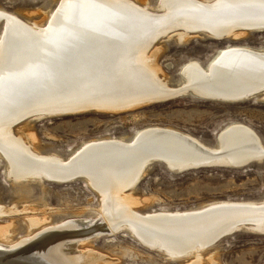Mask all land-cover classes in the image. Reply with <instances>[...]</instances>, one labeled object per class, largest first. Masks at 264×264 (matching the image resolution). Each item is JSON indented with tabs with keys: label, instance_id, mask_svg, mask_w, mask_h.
Masks as SVG:
<instances>
[{
	"label": "bare ground",
	"instance_id": "6f19581e",
	"mask_svg": "<svg viewBox=\"0 0 264 264\" xmlns=\"http://www.w3.org/2000/svg\"><path fill=\"white\" fill-rule=\"evenodd\" d=\"M53 10L43 11L41 20H25L0 7V156L7 176L23 188L44 179H84L100 193L95 211L104 219L99 227H91L94 217L71 220L35 235L30 232L17 242L11 226H3L0 247L16 250L41 241L36 249L51 261L47 264H87L86 256L93 251L81 254L77 245L84 240L82 234L84 241L99 236L105 222L112 233L128 231L169 258L195 256L191 264H201L202 253L233 228L263 234L264 212L255 219L242 213L221 227L213 215L225 210L210 207L261 206L264 199L216 200L187 210L145 212L133 197L155 160L176 171L200 165L247 167L264 160L263 139L241 121L227 125L213 145L171 126L150 125L130 137L86 141L67 158L41 152L33 134L24 130L26 124H20L72 107L115 112L189 92L226 102L264 99V47L228 45L206 63L192 59L181 68L177 88L155 64V44L165 37L183 40L204 33L222 39L259 31L249 26L264 31V0H159L154 6L148 0H58ZM15 208L0 206V216ZM27 222L29 230L47 224L46 219L30 217ZM73 233L83 238L75 239L69 235ZM211 263L216 264L214 259Z\"/></svg>",
	"mask_w": 264,
	"mask_h": 264
},
{
	"label": "rangeland",
	"instance_id": "374dc122",
	"mask_svg": "<svg viewBox=\"0 0 264 264\" xmlns=\"http://www.w3.org/2000/svg\"><path fill=\"white\" fill-rule=\"evenodd\" d=\"M148 1L154 6L159 0ZM57 4L58 0H0V7L25 20H41L43 11L51 14ZM194 34L183 40L178 36L165 37L156 42L157 46L155 44L159 48L155 53V64L165 72L161 71V76L167 74L165 81L171 87H179L181 68L192 59L206 63L228 45L264 47V31H249L223 40L204 33ZM238 121L254 128L264 141V99L226 102L201 98L189 92L115 112L109 109L90 111L34 119L20 125L26 124L24 130L33 134L41 152L58 153L67 158L86 141L110 136L130 137L150 125L171 126L213 145L227 125ZM18 127L19 124L14 128ZM43 181H31L24 188L14 183L7 176L6 162L0 156V206H17L14 213L0 216V227L11 226L10 229L15 231L12 237L16 242L27 238L30 232L35 235L42 229L56 228L75 219L85 221L94 217L92 219L97 220L93 221L91 227H99V221L104 218L97 216L95 210L100 206L101 195L84 179ZM133 195L141 201L136 207L145 212L187 210L216 200L264 199V160L254 161L247 167L207 166L184 171L172 170L162 161L155 160ZM27 217L39 221L46 219L47 224L36 225L33 230H29ZM105 224L101 223L103 234L94 236V239L90 237L88 241H84V234V238L78 233H75L76 236L70 234L75 239H79V236L84 239V243L82 241L77 245L79 253L93 251L94 255H100L89 254L91 260L86 256V262H90L87 264H191L196 259L195 256L169 258L163 252L150 249L128 231L112 233ZM37 254L42 256L39 252ZM96 256L99 259L96 260ZM201 257V264H210L212 259L216 264H264V233L252 232L250 229L238 230L208 247Z\"/></svg>",
	"mask_w": 264,
	"mask_h": 264
},
{
	"label": "water",
	"instance_id": "95a60500",
	"mask_svg": "<svg viewBox=\"0 0 264 264\" xmlns=\"http://www.w3.org/2000/svg\"><path fill=\"white\" fill-rule=\"evenodd\" d=\"M249 27H253V30H259L260 31V26H249ZM261 30H263V29H261ZM223 39L224 38L218 39V40H223ZM158 101L159 100H155L152 102H158ZM90 111H104V110L96 109L93 106L83 105V106H79L76 108L72 107L68 110L62 111L61 113L58 112L55 114H47L45 116H42V119L53 118V117H58V116L82 114V113H86V112H90ZM25 119H27V118H25ZM203 154H205V153H203ZM160 161L164 162V160H160ZM200 167H205V166L200 165L198 168H200ZM191 169H194V168L192 167ZM183 170H187V169H183ZM210 208H215V209L221 208V210H225V211H222V212H224L223 214L218 213V215H213L215 218L217 216V218L220 219L219 221L221 222V224H220L221 227L227 225L228 223H231L232 221H236V219H237L236 217L240 216V214H242V213L244 214V213L248 212V215L250 216L249 218L255 219V217H258V215H262V213L264 212V205H261V206L260 205H254L253 206V205H231L230 204V205H224V206L223 205H217V207H210ZM239 208H240V210H238ZM235 211H238V212H235ZM239 229L240 228H233L232 231H229V232L219 236L217 239H215V241H214L215 244L220 239L224 238L225 236H228L230 234L237 232V230H239ZM36 242L31 243V244L27 245L26 247H18V249H16V250H14V249L13 250H11V249L7 250V249H3L0 247V264H36L39 262H41V263L43 262L46 264L49 263L50 260H48L47 257H45V255L38 256L37 253L39 252V250L36 249V246H37V243L39 244L41 241H38L37 243ZM40 249H42V247ZM2 258H6V260H4ZM41 263H39V264H41Z\"/></svg>",
	"mask_w": 264,
	"mask_h": 264
}]
</instances>
